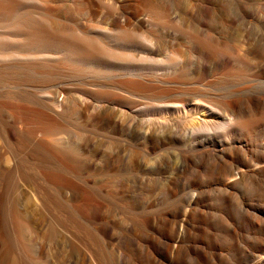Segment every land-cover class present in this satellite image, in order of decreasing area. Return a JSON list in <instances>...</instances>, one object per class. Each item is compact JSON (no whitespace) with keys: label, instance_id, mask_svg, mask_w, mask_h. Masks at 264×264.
<instances>
[{"label":"rangeland","instance_id":"1","mask_svg":"<svg viewBox=\"0 0 264 264\" xmlns=\"http://www.w3.org/2000/svg\"><path fill=\"white\" fill-rule=\"evenodd\" d=\"M257 164L264 0H0V264H264Z\"/></svg>","mask_w":264,"mask_h":264},{"label":"bare ground","instance_id":"2","mask_svg":"<svg viewBox=\"0 0 264 264\" xmlns=\"http://www.w3.org/2000/svg\"><path fill=\"white\" fill-rule=\"evenodd\" d=\"M264 172V167L263 166H260L259 164H257V167L256 168H254V169H252L250 172H247V170H245V171H240L239 172V175H240V178L241 179H247L248 178V176H253V175H255V176H257V175H259L260 173H263ZM238 181L235 179V178H233L232 179V184L231 185H234V184H236Z\"/></svg>","mask_w":264,"mask_h":264}]
</instances>
